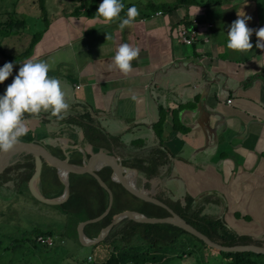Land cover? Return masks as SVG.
Returning a JSON list of instances; mask_svg holds the SVG:
<instances>
[{"label":"crops","instance_id":"0c3cea01","mask_svg":"<svg viewBox=\"0 0 264 264\" xmlns=\"http://www.w3.org/2000/svg\"><path fill=\"white\" fill-rule=\"evenodd\" d=\"M81 1L75 0L67 10L60 5L64 1L55 0L58 14L47 19L22 63L27 59L48 62L49 76L58 78L68 93L67 114L91 111L95 123L98 115L107 116V124L98 121L97 125L108 134L155 139L153 124L162 114V144L174 154L169 174L163 175L169 176L175 168L185 180L188 196L196 202L209 200L204 209L220 201L219 211L206 215L221 218L234 235L264 245V50L256 47L255 35L264 27V0H204L158 10L161 14L141 11L123 31L119 20L105 23L96 15L97 4L92 15L84 13L88 1L78 14L71 13ZM238 12L251 17L246 23L254 30L253 48L247 52L227 47L228 31ZM120 16L124 18L125 12ZM192 18L197 19L198 39L184 44L178 29L191 24ZM123 43L140 48L128 75L110 67ZM193 74L192 80L185 81ZM50 118V113L25 116L30 131L20 141L39 142L63 158L70 151L80 157V146L92 144L78 124ZM186 147L191 159L179 153ZM23 157L12 155L8 166ZM37 183L48 196L64 190L63 183L62 188L48 173L40 175ZM140 183L145 190L154 186L149 180Z\"/></svg>","mask_w":264,"mask_h":264},{"label":"trees","instance_id":"16d2710c","mask_svg":"<svg viewBox=\"0 0 264 264\" xmlns=\"http://www.w3.org/2000/svg\"><path fill=\"white\" fill-rule=\"evenodd\" d=\"M88 1V7L84 11L86 15H92L93 5L98 4L100 0H83L78 6H76L71 13L78 14L85 2ZM206 2L209 0H205ZM204 0H174L172 3L163 2L161 4H155L150 2L149 5L152 11L162 10L170 11L180 6H186L191 4H199ZM13 10L8 13V18L0 22V36L9 34L10 30H13L15 26H22L25 28L26 21L23 17H16V6L18 2L13 0ZM94 5V6H95ZM38 6L41 14L47 15V9L44 5V0H38ZM123 11V10H122ZM40 35H34L32 42L25 51L19 54H9L4 50L0 43V56L4 59L0 63L2 67L6 62L13 63V73L3 83H0V95L5 93V90L9 84L12 83L15 76L18 74L19 67L22 61L30 54L29 51L33 45L40 38ZM42 112L40 115H42ZM91 111L81 113L77 115L66 114L64 119H57L53 116L52 121H59L61 123H72L79 125L84 132V136L87 142L92 144H100L105 149L112 151L117 157L123 167L130 168L135 171V183L140 186L138 174L143 175L147 178L154 177L157 175L169 174V169L174 159V154L171 153L166 146L162 144V125L164 122V116L161 114L159 120L153 124L156 138L149 140L142 136L130 134L125 136L124 134L112 135L104 132L100 129L97 122L95 123L94 117ZM26 117H32L31 115L25 114ZM131 132H133L131 130ZM39 143V142H37ZM63 158V157H61ZM81 161L78 156H70L69 162L78 164ZM102 162V159H95L94 164ZM35 168V162L32 157L25 156L23 159L16 162L14 165L7 167L2 173H0V186L5 185L4 175L7 174L10 178L16 181V184L28 185V180L32 175ZM14 173V174H12ZM50 174L51 179L63 188L60 183L55 169L47 161L43 160L42 170L40 175ZM128 170L126 174H131ZM12 174V175H11ZM99 176L113 192V203L109 212L100 220L91 222L83 226V234L86 238H96L101 229L107 226L118 214L123 211L132 210L139 214H144L147 217H166L169 212L156 204L147 202L137 198L136 196L129 194L122 190L117 183L111 180V170L108 166L103 167L98 171ZM87 177L86 184L76 188L72 182L74 179H83ZM70 193L68 198L58 204L60 207H66L70 203H76L77 210L86 211L87 216L84 219L77 221V224L85 221L86 219L94 218L100 215L107 207L108 204V193L99 185L97 180L90 174H84L81 176L69 178ZM28 188V187H27ZM63 189L59 190L56 194L48 196L49 194L44 193L46 197H59ZM170 207L178 212L187 222L192 224L198 230L203 232L209 238L219 241L221 243L227 242H241V243H259L257 240H253L249 236L245 235H234L225 222L221 218H212L208 215H203L204 203L209 202L207 198L199 199V202L195 201L192 196H187L183 203L180 201L170 199L167 196L166 199H162ZM95 202V203H94ZM79 213V212H77ZM37 235H49L53 236V232L49 230L35 232ZM189 234V235H188ZM195 238L200 244L206 245L203 241L194 237L186 230L178 227L174 224L166 222H139L129 216L124 217L117 221L109 230L103 240L93 245L101 247L105 251V256L100 261H96V264H164V261L171 256L185 255L186 250L184 249L185 244L181 243L183 237L189 241ZM256 241V242H253ZM33 246H36L35 239L31 241ZM180 243V244H179ZM49 247V246H48ZM178 247H182L180 251L175 250ZM220 253L226 258V264H264V254H257L253 252L245 251H230ZM166 255V256H165ZM91 264V263H90Z\"/></svg>","mask_w":264,"mask_h":264},{"label":"rangeland","instance_id":"374dc122","mask_svg":"<svg viewBox=\"0 0 264 264\" xmlns=\"http://www.w3.org/2000/svg\"><path fill=\"white\" fill-rule=\"evenodd\" d=\"M16 1L18 4L15 15L17 18L23 17L25 19L26 27L15 26L13 30H10L9 34L0 36L1 45L5 47L7 52L14 55L20 51H25L32 42L34 35L37 34L39 36L41 34V31L46 27L47 19H51L58 14L54 9L60 10L55 0H45L44 5H46L47 15L44 16L39 10L38 0ZM62 1L64 2H60V5L70 10L75 0ZM173 1L122 0L124 4L123 12L125 14L127 12V2L132 4V6L135 5L140 13L141 11H151V7L147 6L150 2L161 4ZM12 2L13 0H0V22L5 21L8 18V13L12 12L14 7ZM101 2L102 0L97 5L99 6ZM195 75H189L185 81L192 80ZM163 80L166 82V77ZM98 117V124L101 126H104L109 121L106 120L107 116L98 115ZM74 153L75 151H70L69 155L73 157ZM179 153L183 157L191 159L188 147L183 148ZM138 175L139 179L136 181H140V179L141 181L149 180L154 186H151L150 190L147 191L161 199H166L167 196H170V199L183 203L185 197L190 195L188 194L190 192L186 188L184 178L178 175L175 168H173V172L171 171L169 176L157 175L147 178L143 175ZM4 177L7 181L4 183L5 185L0 186V264H96V261H101L104 258L105 251L103 248H97L93 244H86L81 239L77 221L87 216L86 211L77 210L79 212L77 213L76 203L69 202L64 208L58 204L44 203L33 197L28 185L27 188L25 184H16V181L19 180L15 181L7 174ZM86 180L87 177L83 179L77 178L72 182L78 188L86 184ZM35 186L42 194L37 181ZM138 187L141 188V184ZM154 187L157 188V191H154ZM220 205V201L210 204L208 210H202L203 215L206 213H217ZM45 230L53 232V245L48 247L36 242V246H33L31 241L36 237L34 233ZM181 243L185 244L186 254L178 257L171 256L164 264H226V258L219 251L210 246L200 244L195 238L186 243L185 237H183ZM181 249L182 247H178L175 252ZM89 255L92 256L91 261H88Z\"/></svg>","mask_w":264,"mask_h":264},{"label":"clouds","instance_id":"9594fccd","mask_svg":"<svg viewBox=\"0 0 264 264\" xmlns=\"http://www.w3.org/2000/svg\"><path fill=\"white\" fill-rule=\"evenodd\" d=\"M123 9L122 0H102L96 15L105 23L119 20L118 28L123 31L126 27L130 28L140 14L138 8L133 5L127 9L126 16L121 18ZM249 19L251 17L245 16L244 12H238V18L232 22L228 31L229 49L247 52L253 48L250 38L254 30L246 23ZM255 35L256 47L264 50V27L255 30ZM139 55V47L128 43L120 44L110 67H114L123 75H128L133 71L132 61ZM49 70L48 62L27 59L19 67L18 74L7 86L5 93L0 95V153L12 150L20 142V138L29 133L30 128L25 121V114L38 117L44 112L57 119L65 118L70 108L68 93L58 78L49 76ZM12 73L13 63L6 62L0 67V83Z\"/></svg>","mask_w":264,"mask_h":264},{"label":"water","instance_id":"95a60500","mask_svg":"<svg viewBox=\"0 0 264 264\" xmlns=\"http://www.w3.org/2000/svg\"><path fill=\"white\" fill-rule=\"evenodd\" d=\"M81 154V161L78 164L69 162L70 156L68 153H65V157L61 158L55 151L44 147L38 143L33 142H24L20 141L17 143L12 150L7 153H0V173L8 166L10 163V158L12 155L22 154L23 156H29L34 159L35 168L28 180V186L30 191L33 194L34 198L48 203V204H60L63 203L69 196L70 187H69V178L81 176L84 174L92 175L100 186H102L108 193V204L106 209L98 216L87 219L79 223L78 228L81 233V239L86 244H95L104 239V237L109 232L110 228L120 219L124 217H131L139 222H166L174 224L182 229L186 230L194 237L203 241L207 246L214 248L217 251H245L253 252L257 254H264V245L254 244V243H241V242H227L221 243L219 241L213 240L205 235L203 232L198 230L192 224L187 222L178 212L173 210L165 201L161 198L151 194L144 188H140L135 183V171L130 168L123 167L120 162L119 157H117L113 152L105 149L101 145L97 144H87L85 146H80L79 148ZM102 159V162L99 164H94L95 159ZM43 160L47 161L55 169L57 176L60 181L63 183L64 190L59 197L49 198L41 194L37 188H35V182L40 176ZM108 166L111 170V180L117 183V185L124 190L125 192L136 196L137 198L151 202L158 206L165 208L169 215L166 217H147L144 214H139L138 212L127 210L123 211L104 228L101 229L99 235L94 239L86 238L83 234V226L85 224L96 222L102 219L110 210L113 203V192L111 188L107 185L105 181L101 179L98 174V171L103 167ZM131 171L133 174V181L127 178L126 172Z\"/></svg>","mask_w":264,"mask_h":264},{"label":"built area","instance_id":"2783aa9c","mask_svg":"<svg viewBox=\"0 0 264 264\" xmlns=\"http://www.w3.org/2000/svg\"><path fill=\"white\" fill-rule=\"evenodd\" d=\"M161 11H158L157 14H161ZM197 24V19L192 18L191 19V24L189 25H182L179 29H178V38L179 40L184 43V44H192L194 41H196L198 39V31L196 29V25ZM76 87H79V85H76ZM228 103L231 102V99H227L226 100ZM35 241L46 245V246H51L54 241L53 238L49 235L45 236V235H37L35 237ZM92 256H88V261H91Z\"/></svg>","mask_w":264,"mask_h":264},{"label":"bare ground","instance_id":"6f19581e","mask_svg":"<svg viewBox=\"0 0 264 264\" xmlns=\"http://www.w3.org/2000/svg\"><path fill=\"white\" fill-rule=\"evenodd\" d=\"M127 178H128L129 180L133 181V174H132V173H131V174H128V175H127Z\"/></svg>","mask_w":264,"mask_h":264}]
</instances>
